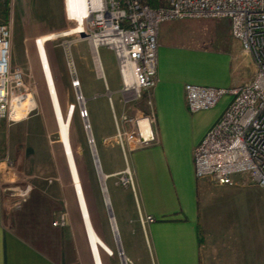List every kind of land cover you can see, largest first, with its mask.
Segmentation results:
<instances>
[{
    "label": "rangeland",
    "instance_id": "rangeland-1",
    "mask_svg": "<svg viewBox=\"0 0 264 264\" xmlns=\"http://www.w3.org/2000/svg\"><path fill=\"white\" fill-rule=\"evenodd\" d=\"M0 21L12 27L11 64L23 71L29 98L35 106L21 120L0 121L4 194L14 230L51 257L61 258L63 264H94L87 242V237L93 234L104 255L119 253L94 153L107 175L101 147L107 150L118 147L123 151L121 133L123 158L132 172L125 169L107 177L106 188L116 227L125 231L129 226L134 231V182L124 185L122 179L134 176L129 148L135 144L129 136L135 129L133 120L143 114L140 111L143 103L125 101L112 50L104 46L99 49L104 79L98 75L87 41L74 43L70 50L62 48L65 40L74 38L70 35L73 24L66 19L64 0H6L0 2ZM42 36L47 48L46 54L45 48L39 47L45 81L38 78L42 67L35 44ZM54 48L56 53L62 50L70 53L78 74L79 79L74 82L66 58L70 68L67 86H57L53 78L46 55ZM76 83L86 99L83 107ZM115 164L112 160L109 167ZM112 180L120 185L116 190L112 189ZM202 183L201 226L208 264H264V188L251 183L237 186ZM118 195L129 205L125 219L119 213ZM61 214L65 215L66 224L55 226ZM131 237L137 243V251L152 253L146 235L140 237L134 231ZM82 256L87 258L85 262Z\"/></svg>",
    "mask_w": 264,
    "mask_h": 264
},
{
    "label": "crops",
    "instance_id": "crops-1",
    "mask_svg": "<svg viewBox=\"0 0 264 264\" xmlns=\"http://www.w3.org/2000/svg\"><path fill=\"white\" fill-rule=\"evenodd\" d=\"M201 29L205 33H201ZM38 39V47L42 45L47 54L44 36ZM158 42V82L139 101L143 103L141 112L155 116L154 140L148 145L129 148V163L134 168V176L131 173L135 201L133 230L140 237H148L152 253L137 251V243L131 237L134 231L129 226L125 231L118 230L124 255H104L95 235L87 237L86 233L94 264L209 263L201 226L203 181L196 177L194 152L223 114L231 97L224 96L214 108L192 113L187 106L185 86L192 83L232 88L248 84L255 77L256 66L243 51L241 42L232 36L226 21L166 22L160 27ZM55 49L48 51L49 57L46 55L52 75L57 86H67L70 82L67 54L60 48L61 52L56 53ZM38 78L46 80L42 70ZM138 125L142 129L150 128L144 120H139ZM101 149L108 177L121 174L125 169L132 172L123 158L125 148L123 151L118 147ZM112 160L115 167H109ZM4 168L5 162L0 160V264H63L61 258L51 257L14 230L4 194ZM112 184L113 190L120 186L114 180ZM107 186L108 191L111 190L109 183ZM117 200L119 213L125 219L128 202L119 195ZM148 216L154 221H147ZM82 257L85 262L87 258Z\"/></svg>",
    "mask_w": 264,
    "mask_h": 264
},
{
    "label": "built area",
    "instance_id": "built-area-1",
    "mask_svg": "<svg viewBox=\"0 0 264 264\" xmlns=\"http://www.w3.org/2000/svg\"><path fill=\"white\" fill-rule=\"evenodd\" d=\"M64 3L66 19L73 24L70 35L74 38L65 40L62 48L70 50L74 43L87 41L96 66V57L102 66L99 49L104 46L112 50L127 103L142 100L158 82V34L162 24L176 20L228 22L232 36L253 59L256 74L250 83L232 88L186 84L187 106L192 113L214 108L224 96L231 97L223 114L195 148V173L198 180L216 186L251 183L264 188V0H164L161 7L141 0H64ZM12 37L10 23L0 21V121L21 120L32 109L23 71L11 64ZM38 41L36 50L45 76ZM67 59L71 65L70 53ZM71 79L74 82L79 79L72 66ZM139 120L147 121L150 128H140ZM133 123L135 129L129 139L136 146L154 140V114L143 113ZM117 126L120 133L118 122ZM120 140L125 148L121 133ZM122 181L128 185L133 179L130 176ZM146 220L154 221L151 216ZM65 224L66 217L61 214L55 226Z\"/></svg>",
    "mask_w": 264,
    "mask_h": 264
},
{
    "label": "bare ground",
    "instance_id": "bare-ground-1",
    "mask_svg": "<svg viewBox=\"0 0 264 264\" xmlns=\"http://www.w3.org/2000/svg\"><path fill=\"white\" fill-rule=\"evenodd\" d=\"M96 60H97V68H98V73H99V76L100 77H103L104 76V72L102 70V66L100 65V61H99V58L96 57ZM71 66L73 67V65L71 64ZM78 100L81 104L85 103L86 99L84 98L83 96V93H78ZM30 100V107L33 109L35 108L34 104H33V101L31 100V98H29ZM83 116H84V120H85V123H86V120H87V114H86V111L84 110L83 108ZM87 131L89 132V137H90V141H91V144H92V148H93V151L95 152V147H94V144H93V138H92V134L90 133V128H87ZM100 169V168H99ZM99 171V170H98ZM127 172H130L129 169H127ZM101 177H102V189H103V192L105 194V198H106V204L108 205L109 202H110V198L107 194V191H106V177L104 175L101 174ZM111 222H112V225H113V229H114V233L115 235L117 234V227H116V224H115V221L113 219H111Z\"/></svg>",
    "mask_w": 264,
    "mask_h": 264
},
{
    "label": "water",
    "instance_id": "water-1",
    "mask_svg": "<svg viewBox=\"0 0 264 264\" xmlns=\"http://www.w3.org/2000/svg\"><path fill=\"white\" fill-rule=\"evenodd\" d=\"M75 88L77 90V93H81V90H80V87H79V84L76 83L75 84ZM84 105L81 104V107H83ZM147 122V121H146ZM86 128H90V124H89V121H88V117H87V120H86ZM89 133V132H88ZM90 133H91V129H90ZM94 144V142H93ZM94 157H95V162H96V165H97V168L99 170V175H100V179H101V182H102V177H101V174L104 175L106 178L108 177L107 175H105L102 171V168H101V164H100V159L98 157V154L95 152L94 153ZM100 168V169H99ZM107 191V189H106ZM108 206V211H109V215H110V218L113 219L115 221V218H114V214L112 212V207H111V204L109 202V204L107 205ZM116 224V223H115ZM116 240H117V243H118V250H119V253L121 255H124V251H123V248H122V244H121V241H120V236H119V233H118V229H117V234H116Z\"/></svg>",
    "mask_w": 264,
    "mask_h": 264
},
{
    "label": "trees",
    "instance_id": "trees-1",
    "mask_svg": "<svg viewBox=\"0 0 264 264\" xmlns=\"http://www.w3.org/2000/svg\"><path fill=\"white\" fill-rule=\"evenodd\" d=\"M141 1L153 7H161L164 4V0H141ZM199 240H200V243H202L203 238H202L201 233H199Z\"/></svg>",
    "mask_w": 264,
    "mask_h": 264
}]
</instances>
